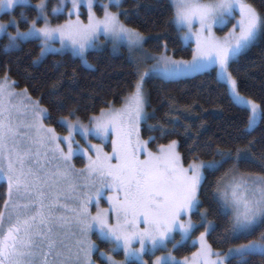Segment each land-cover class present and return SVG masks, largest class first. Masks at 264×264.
Returning a JSON list of instances; mask_svg holds the SVG:
<instances>
[{
	"label": "snow or ice",
	"instance_id": "snow-or-ice-1",
	"mask_svg": "<svg viewBox=\"0 0 264 264\" xmlns=\"http://www.w3.org/2000/svg\"><path fill=\"white\" fill-rule=\"evenodd\" d=\"M85 2L89 9L87 22L80 18L77 0H71L73 10L67 14L69 17L75 14L76 19L54 25L48 15L47 0H39L37 4L31 0H0V16H11L7 22L0 19V37L6 36L8 40L3 48L18 50L23 43L37 38L42 41L41 55L50 50V41L55 40L81 55L95 46L98 34L107 33L116 41H127L130 49H143L145 37L138 29L126 25L120 14L104 4L103 16H98L92 10L93 0ZM109 3L119 6L118 0H109ZM173 5V20L181 28L184 39L192 36L193 24L199 23L195 54L191 60H177L167 54V45L164 52L155 56L144 52L136 59L135 90L124 97L123 107L113 106L99 116L93 115L89 122H94V129L82 128L95 131L105 139L112 131L116 134L112 153L96 145V156L88 157V177L94 175L96 179H85L89 184L87 194L80 192L74 182L76 170L70 161L73 137H61L55 129L48 128L43 123L48 113L39 101L32 99L26 89L17 92L16 81L11 77L0 79V175H6L8 183V199L0 210V264H97L93 252H98L105 264H148L145 254L167 248L175 240L176 231H180L184 240L203 224L214 227L207 219V211L200 225L191 220L190 213L199 208L198 193L205 178L204 169L218 168L232 154L218 151L221 161L194 159L185 166L177 150L178 141L157 144L156 151L149 148L148 141L139 133V121L144 117L146 105L145 78L160 73L178 76L218 65V79L229 87L235 101L250 108L246 128L253 130L264 122V107L241 95L237 79L229 69L230 61L264 34V14L245 0H173ZM27 6L36 9V16L30 18L22 11L17 19L15 11ZM62 11L66 9L51 8L54 16ZM229 17L235 18L236 23L226 37L217 38L212 32L213 26L225 24ZM38 21H43V26ZM21 22L28 25L26 30L21 28ZM11 28L15 31H10ZM149 59L155 62L140 66L141 61ZM18 97H24L29 103H13ZM29 110L31 122L22 124L20 113L27 115ZM61 121L73 129L82 127L79 119L75 123L66 118ZM61 139L68 141L69 152L61 148ZM49 152L53 154L51 157ZM49 159L61 161L62 166L58 163L55 169H50ZM69 178L73 182L62 187V182ZM97 179L101 189L111 187L114 192L109 197L110 208L99 209L93 215L89 197L99 202L98 192L92 191ZM221 183L223 186L217 191L222 195L223 207L232 210L233 237L251 235L258 225H264V176H233L227 183ZM69 192L73 194L71 204L65 202ZM110 211L115 213V223L109 220ZM182 215H188L189 219L182 220ZM141 223L146 227H141ZM94 230L111 244L110 250H100L91 239ZM206 235L207 230L194 241L200 248L191 258L185 256L181 260L167 252L156 256L154 264H226V259L232 257H239L243 264L252 253L264 254V232L259 239L229 248L226 255L213 251ZM134 243H139V247H133ZM121 250L124 260L112 255Z\"/></svg>",
	"mask_w": 264,
	"mask_h": 264
},
{
	"label": "trees",
	"instance_id": "trees-1",
	"mask_svg": "<svg viewBox=\"0 0 264 264\" xmlns=\"http://www.w3.org/2000/svg\"><path fill=\"white\" fill-rule=\"evenodd\" d=\"M246 1L264 14V0ZM22 11L30 18L36 16L35 8L25 7L15 11L16 18ZM118 14L126 25L143 34L150 52L162 53L167 45V54L174 58H192V45L184 44L173 22L174 6L170 0H125ZM8 17L3 16V20ZM27 27L21 23L22 29ZM40 52L39 40H29L18 50L6 51L0 46V78L11 77L17 88L26 89L32 99L39 101L47 110V125L58 133L66 132L61 118L88 122L93 115L120 106L124 97L135 89L136 66L125 48L119 52L109 47L90 50L86 54L88 65L68 52L50 54L39 61ZM230 71L237 79L239 92L264 107V34L230 63ZM146 91L148 117L142 123L141 135L146 140L155 138L149 140L153 151L157 144L176 140L185 166L194 159L221 161L218 151L232 154L218 168L205 169L198 196L199 211L193 213V218L199 220L200 213L207 211V219L214 226L207 236L212 249L225 253L238 244L259 239L264 225H258L251 235L232 236V219L224 210L217 189L234 169L247 176H264V122L247 130L249 111L233 101L215 68L181 79L151 77L146 81ZM5 197V185L0 184V210ZM93 240L100 250L111 247L97 236ZM194 249L195 246L186 243L174 252L180 258L188 257ZM117 256L122 258V252ZM95 259L99 261L97 254ZM227 264H241V261L233 257ZM243 264H264V254L252 253Z\"/></svg>",
	"mask_w": 264,
	"mask_h": 264
},
{
	"label": "rangeland",
	"instance_id": "rangeland-1",
	"mask_svg": "<svg viewBox=\"0 0 264 264\" xmlns=\"http://www.w3.org/2000/svg\"><path fill=\"white\" fill-rule=\"evenodd\" d=\"M170 1L173 4V0H170ZM124 2H125V0H118L119 6H117L116 4H110L109 0H93V9L92 10H94L98 16L102 17L103 16V11H104L102 5L107 4L111 11L119 13V11L121 10V6L123 5ZM245 2H247V1L245 0ZM31 3L32 4H37V3H39V0L38 1L31 0ZM47 4H48V9H49L48 15H49V17L51 19V22L54 25L55 24H62L67 19H72V20L76 19V15L75 14L71 15V17H69V15L67 14L68 12H72V10H73V6H72V3H71V0H47ZM77 5H78V11H79V14H80V18L82 20H84L85 22H87L88 15H89V9H88L87 3L85 2V0H77ZM56 6H60L62 9H66V11H62L60 14L54 16L52 14V12H51V8L56 7ZM27 7H31V6H27ZM238 15H239V12L237 11V17H238ZM3 16H5V15L0 16V19L3 20ZM10 18H11V16L9 15L8 19L7 20H3V21L7 22ZM61 18L65 19V20L61 21V22H58V20L61 19ZM17 19H20V16ZM173 22H174V20H173ZM21 23H23V22H21ZM235 23H236V19L232 18V17H229L225 24H223V25H219V24L214 25L213 29H212V32L215 33L217 38H224L232 30V27H233V25ZM38 24H40V26H43V21H38ZM174 24L177 27V29L179 31V34H180L184 44L185 45H192L193 55H194L195 54V49H196L195 32L199 31V27H200L199 23L195 22L193 24L194 31H193L192 36L189 39H184L183 35H182L181 28L175 22H174ZM10 31H15V28H11ZM183 31H187V28H184ZM237 31H239V29H237ZM259 37H260V35L257 37V39L248 48L242 50L240 52V54H242L243 52L247 51L258 40ZM30 40H39L40 43H41V46H42V41L40 39L32 38ZM145 42H146V38L144 39L143 49L142 50L139 47L134 48V49H130L127 41H116L111 35H109L107 33H101V34H98V36H97V38L95 40V46L94 47H90V48H88L86 50L85 53H83L81 55H78V54L75 53V51L72 48H70V47H62V42L59 41V40H55V41H50L51 48H50V50L48 52H46L43 55H41V52H40V56H39L38 59H39V61H41L47 55H50V54H63V53H67L68 52V53H71L74 57L81 58L83 60L84 64L88 65V62L85 63V59H86V54L90 50H103V49H106V48L109 47V48H111V50L113 52H119V51H122L123 48H125L127 50V52H128L129 58L135 64V66L137 68L136 59L139 58V57H142L144 52H147V53H149V54H151L153 56L156 55V54L150 52L146 48ZM7 43H8V40H7L6 36L0 37V46L3 47V45H5ZM239 55L237 57L233 58L230 61V63L232 61H234L235 59H237L239 57ZM169 56H171V55H169ZM191 59H189V60H191ZM177 60H179V59H177ZM154 62L155 61L152 60V59H149L146 62L141 61L140 66L141 67H147V65H150V64H152ZM212 68L216 69L217 75H218L219 66L218 65H208V66L200 69L199 71L185 73V74H181V75H178V76L169 77V76H165L164 74L160 73V74H155L152 77H157L158 76V77H162V78H165V79H181V78L191 77V76L203 73V72L208 71V70H210ZM0 79H3V78H0ZM148 79H149V77L145 78V89H146V81ZM227 88H228L229 94H230L231 98L233 99V101L237 105H239V106H241L243 108H246L249 111V113H250V108H248L245 105H241L240 103L235 101L234 98L231 95V92H230V89H229L228 86H227ZM15 90L17 92H23L24 91L23 89H19L16 86H15ZM242 96H244V95H242ZM244 97H246V96H244ZM248 99L252 100L250 98H248ZM18 102L23 103L25 105H27L29 103V101L27 99H25L24 97H18V98H14L13 99V103H18ZM124 103H125V101L120 106H118L116 108L123 107ZM100 114H98L96 116H99ZM46 117L43 119V123L48 128L55 129L52 126L47 125ZM144 117H146V118H144ZM144 117H142L140 119V121H139V133H140V136H141L142 139H144V138L141 135V126H142V123L148 117L147 93H146V105H145ZM63 118L69 119L73 123H75L77 121V119H78V118H70V117H63ZM20 119H21L22 124L24 122H31L32 117H31L30 110L28 111L27 115L22 111L20 113ZM59 121L65 127L66 132L61 134V133H58L56 131V129H55V132L61 137H68L69 135H71L73 137L72 143H71L70 161L74 165L75 170H76V174L74 175V182L76 183V185H77V187H78L80 192H82L84 194H87L89 192V184L85 182V179L86 178L89 179V180L96 179V177L94 175L92 177H88V173H87L88 157H89V155H91L93 158L96 156V150H95V146L96 145H100L104 152L112 153L113 148L115 146L114 142L116 141L115 131H112L109 134V137L107 139H105L103 135H97L95 131H83L82 130V128L94 129V127H95L94 122H92V123H90L89 121L88 122H83L82 120L79 119L80 126H82V127H77L76 129H73L72 127H69V126L65 125L64 123H62L61 119ZM21 131H24L23 127L21 128ZM34 131L35 130H33V132ZM144 140H146V139H144ZM147 141H148V147H149V140H147ZM59 144H60L61 148H63L64 152H66V153L69 152L68 141L66 139H61L59 141ZM48 155H49V157H51L53 154H52V152H49ZM141 155L143 156L144 154H141ZM41 163H44L43 158H41ZM58 163H60L61 166H62V162L61 161H59L57 159H49L48 167L50 169H55V167H56V165ZM113 163H116V160H113ZM205 169H209V168H205ZM205 169H204V172H205ZM80 173H83V174L81 175ZM233 176H235L236 178H239L240 176L248 177L245 174H240L238 172V170L234 169L230 174H228L226 177H224L221 182L227 183V181L230 178H232ZM71 182H73V178H69L68 181L62 182V187H66V184L67 183H71ZM0 184H4L5 185V188H6L5 200H7L8 199V183H7L6 175H0ZM222 186H223V184L220 183L219 187H222ZM92 191L93 192H98V194H99V202L98 203L96 202L95 199H93L92 197H89V199L91 201L90 204H89V208H90V210H91L93 215L99 209H108V208H110L111 200L109 199V197L112 196L113 192H114V190L111 187H107V188L101 189L100 188V182L97 179L96 184L92 186ZM13 195H15V193H13ZM198 196H199V193H198ZM67 197L68 198L65 200V202L71 204L72 203V199H73V194L71 192H69L67 194ZM219 198H220L221 203L223 205V199H222V195L220 193H219ZM1 210H3V205H2V209ZM224 210L227 213H229V215L231 216V219H232V216H233L232 210L231 209H225V208H224ZM197 211H199V208L198 209H193L191 211V213H190V217H191V220L194 223H196L197 225H200L201 224V220H202V215L205 212H201L200 213V219L199 220H195L193 218V213H195ZM181 219L184 220V221H187L189 219V216L188 215H182ZM109 220H110L111 223H115V213H114V211H110L109 212ZM141 227H146V224L141 223ZM210 229L211 228H209L208 224H203L202 226H199V227H197L196 229H194L192 231L190 238L184 239V240H182V236H181L180 231H176L175 232V240L174 241H170L168 243L167 248H163V247L158 248L155 251L154 254H152L150 252L146 253L145 256H144V259L146 261H148V264H154L156 256H162V255H165L167 252H171L175 257H177L178 259L182 260L184 257L180 258V257L176 256L174 250L177 247H174V244H179V246H182V245H184L186 243H189L190 245L195 246V249H194L193 252H197L199 250V248H200V245H199V243H194V241H197L199 236H200V234L207 230V235H206L205 238H206V240L208 242L207 236H208V233H209ZM90 235H91V239L92 240H93L94 236H97V238H99L100 240L104 241L103 239H101V237L99 236L98 232L95 231V230ZM247 242H243V243H247ZM243 243H241V244H243ZM238 245H240V244H238ZM238 245H236V246H238ZM236 246H234V247H236ZM133 247H137L138 248L139 247V243H134ZM110 249H111V247H110ZM110 249H108V250H110ZM213 251H215V250H213ZM227 251L225 253H222V254L226 255ZM119 252H122V255H123L122 258L117 256V253H119ZM216 252H218V251H216ZM256 253H259V252H256ZM95 254H97V257L99 258V261L95 259ZM112 255H114L116 257V259H119V260H124L125 259V255H124V252L122 250L114 252V253H112ZM191 255H189L188 257L191 258ZM92 257H93V259H95L97 261V264H105V260L100 257L98 252H93L92 253ZM211 258L212 259H217V257H215V256H212ZM229 259L230 258L226 259V264H227Z\"/></svg>",
	"mask_w": 264,
	"mask_h": 264
}]
</instances>
